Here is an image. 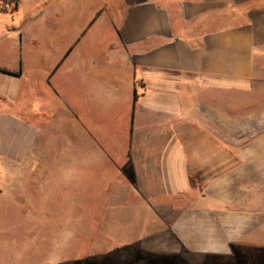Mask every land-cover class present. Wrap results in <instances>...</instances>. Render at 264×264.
Masks as SVG:
<instances>
[{"label":"crops","instance_id":"0c3cea01","mask_svg":"<svg viewBox=\"0 0 264 264\" xmlns=\"http://www.w3.org/2000/svg\"><path fill=\"white\" fill-rule=\"evenodd\" d=\"M39 1L27 13L26 0H0V181L18 189L20 173L49 160L53 127L43 103L34 105L45 93L35 88L57 67L84 66L110 85L106 103L123 108L124 172L135 179L124 189L156 228L132 242L108 235L119 249L112 259L191 264L194 254L218 253L236 226L253 220V191L264 187L256 164L264 148H255L264 136L253 134L264 129V0ZM87 16L92 28L102 19L104 47L66 62L64 50L81 47Z\"/></svg>","mask_w":264,"mask_h":264},{"label":"rangeland","instance_id":"374dc122","mask_svg":"<svg viewBox=\"0 0 264 264\" xmlns=\"http://www.w3.org/2000/svg\"><path fill=\"white\" fill-rule=\"evenodd\" d=\"M24 4V12L31 13L41 1ZM49 20L51 26L56 23ZM92 20L82 18L83 41L76 46L81 47L64 50L66 62L75 52L84 61L104 47L102 19L96 28L90 25ZM61 52L56 51L52 59L62 57ZM56 69L54 77L35 88L45 93L34 105L43 103L46 122L53 127L48 133L49 160L37 171L33 167L35 171L28 176L20 173L17 180L25 185L18 189L0 181V264H133L132 259H112L119 249L108 235H126L134 241L144 227L149 235L156 228L146 225L150 217L139 209L137 194L124 189L133 186L135 179L128 177L127 167L124 174L127 129L123 108L106 103L101 93L108 92L110 85L95 81L94 73L84 66L77 73L64 72L63 65ZM262 88L258 90L264 96ZM64 104L71 110L66 116ZM260 104L264 108V100ZM69 124L76 126L75 134ZM262 127L259 124L253 134L263 137ZM256 164L257 178L264 181V161ZM247 221L236 226L232 235L236 239H227L218 253L194 254L191 264H264V187L253 191V220Z\"/></svg>","mask_w":264,"mask_h":264},{"label":"built area","instance_id":"2783aa9c","mask_svg":"<svg viewBox=\"0 0 264 264\" xmlns=\"http://www.w3.org/2000/svg\"><path fill=\"white\" fill-rule=\"evenodd\" d=\"M1 5L5 9H9L14 6V3L12 1H3L1 2Z\"/></svg>","mask_w":264,"mask_h":264},{"label":"trees","instance_id":"16d2710c","mask_svg":"<svg viewBox=\"0 0 264 264\" xmlns=\"http://www.w3.org/2000/svg\"><path fill=\"white\" fill-rule=\"evenodd\" d=\"M0 71H4L3 69H0Z\"/></svg>","mask_w":264,"mask_h":264}]
</instances>
